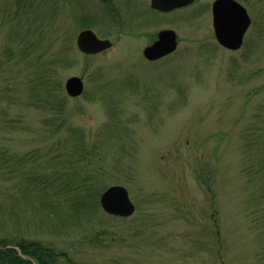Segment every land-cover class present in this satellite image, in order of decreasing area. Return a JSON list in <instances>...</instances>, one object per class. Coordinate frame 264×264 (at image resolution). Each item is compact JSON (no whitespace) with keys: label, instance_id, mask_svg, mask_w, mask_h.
Returning <instances> with one entry per match:
<instances>
[{"label":"rangeland","instance_id":"rangeland-1","mask_svg":"<svg viewBox=\"0 0 264 264\" xmlns=\"http://www.w3.org/2000/svg\"><path fill=\"white\" fill-rule=\"evenodd\" d=\"M24 1L0 0V236L51 242L79 264H264V177L251 169L264 150V0H239L251 23L236 50L215 39L213 0L164 13L151 0ZM86 28L112 46L81 52ZM163 28L177 47L149 61ZM72 172L78 188L91 175L98 203L124 186L134 213L80 216L20 193L30 176L43 194Z\"/></svg>","mask_w":264,"mask_h":264},{"label":"water","instance_id":"water-1","mask_svg":"<svg viewBox=\"0 0 264 264\" xmlns=\"http://www.w3.org/2000/svg\"><path fill=\"white\" fill-rule=\"evenodd\" d=\"M194 0H151V6L155 9L168 11L174 8L190 4ZM213 29L217 41L224 47L235 50L243 41L251 19L246 8L237 0H215L212 4ZM177 35L172 29H161L157 38L144 47L143 55L149 60L158 59L173 50L177 46ZM78 49L86 54H95L112 46L107 38H100L89 28L81 30L76 37ZM65 90L70 96H77L83 90L81 77L70 76L65 81ZM100 204L103 210L117 216H130L135 206L129 198L127 189L122 185H112L100 195Z\"/></svg>","mask_w":264,"mask_h":264},{"label":"trees","instance_id":"trees-1","mask_svg":"<svg viewBox=\"0 0 264 264\" xmlns=\"http://www.w3.org/2000/svg\"><path fill=\"white\" fill-rule=\"evenodd\" d=\"M23 6H25V1L22 0ZM41 0H28L26 3L28 7H31L34 2ZM47 1V0H43ZM50 1V0H48ZM27 11V10H25ZM24 9L21 12L22 14H26ZM16 13V12H15ZM87 20L84 18L81 20V24L86 23ZM31 20L27 21L25 31L22 32L19 39L23 38L27 40L26 37L29 36V32L27 30L30 29ZM13 34V32L11 33ZM19 36V35H18ZM14 41V40H11ZM33 43H30L27 48L22 47L20 52L22 54L28 53L30 47ZM14 52L12 45H8L6 47V55L12 54ZM43 84H46V80H42ZM264 137V135H263ZM264 146V143H263ZM73 152H77V148L73 150ZM3 155V154H2ZM2 158L1 163L4 162V157ZM24 163L22 158H15L13 160V165L15 168H21V164ZM2 169V165L0 166ZM251 169L256 172H262L264 177V150L260 155L259 159L255 162L254 165H251ZM37 175V174H36ZM42 177L41 174H38ZM76 172H72L68 175V179H64L62 182L57 183L56 178H50L47 189L45 193H41L40 189L37 188H29L32 185L34 176H30L28 179V184L25 188L21 189L20 193L26 197L34 198L40 206H44L49 204V200H47L48 195H55L56 205H66L68 209H70L73 213H80V216L85 215H97L99 211V203L97 199L98 188H90L89 184L91 182V175L85 181L86 187L78 188V178H76ZM82 186V183H81ZM89 187V188H88ZM19 189V188H18ZM97 191V192H96ZM37 192V194H36ZM49 202V203H48ZM54 210L58 207L54 206ZM90 213V214H89ZM262 214V223L264 232V210L261 212ZM0 264H79L72 257L68 255L67 252L56 248L51 242H44L38 239L26 238L23 236L20 237H10V236H0Z\"/></svg>","mask_w":264,"mask_h":264}]
</instances>
